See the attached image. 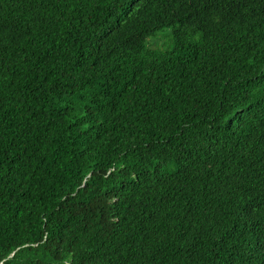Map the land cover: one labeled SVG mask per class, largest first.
Segmentation results:
<instances>
[{
    "label": "trees",
    "instance_id": "obj_1",
    "mask_svg": "<svg viewBox=\"0 0 264 264\" xmlns=\"http://www.w3.org/2000/svg\"><path fill=\"white\" fill-rule=\"evenodd\" d=\"M0 264H264V0H0Z\"/></svg>",
    "mask_w": 264,
    "mask_h": 264
},
{
    "label": "rangeland",
    "instance_id": "obj_2",
    "mask_svg": "<svg viewBox=\"0 0 264 264\" xmlns=\"http://www.w3.org/2000/svg\"><path fill=\"white\" fill-rule=\"evenodd\" d=\"M170 33L169 29H164L163 31H161L159 33L158 38L156 39H151L149 40V44L153 47V48H158V47H163L165 46V44L168 41V37L167 35Z\"/></svg>",
    "mask_w": 264,
    "mask_h": 264
}]
</instances>
